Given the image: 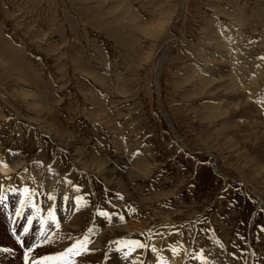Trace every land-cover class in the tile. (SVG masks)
I'll use <instances>...</instances> for the list:
<instances>
[{
  "label": "rangeland",
  "instance_id": "rangeland-1",
  "mask_svg": "<svg viewBox=\"0 0 264 264\" xmlns=\"http://www.w3.org/2000/svg\"><path fill=\"white\" fill-rule=\"evenodd\" d=\"M263 111L264 0H0V152L19 156L0 178V261L75 246L63 259L91 264L87 240L110 233L111 264H264ZM38 163L92 206L84 234L30 185Z\"/></svg>",
  "mask_w": 264,
  "mask_h": 264
},
{
  "label": "bare ground",
  "instance_id": "bare-ground-1",
  "mask_svg": "<svg viewBox=\"0 0 264 264\" xmlns=\"http://www.w3.org/2000/svg\"><path fill=\"white\" fill-rule=\"evenodd\" d=\"M234 52V51H232ZM236 62L234 61V64ZM237 65V64H236ZM236 67V66H235ZM242 71V70H241ZM245 76V75H244ZM159 77V74L158 76ZM246 78V77H245ZM158 79V78H157ZM157 79L155 81H157ZM233 81V80H232ZM157 83V82H155ZM241 84V83H240ZM244 84V83H243ZM242 84V85H243ZM222 89H224L225 91H227V95L228 98L231 99L232 94L234 93V88H230L228 87L226 84L222 83L220 85ZM236 90L238 88H235ZM224 91V92H225ZM236 94V91H235ZM233 95L234 97H232V99L230 100V103H228L227 108H223L226 110V112H228V114L230 113L229 116H239V115H244L241 117L247 116V113H249L251 110H253V106L250 105H246V101L241 100L242 104L238 105V103H236L237 101H239L240 99L237 98L236 95ZM250 96V95H249ZM248 98V97H247ZM252 98V97H251ZM253 100V98H252ZM39 107V105H38ZM260 107V106H259ZM219 108V107H218ZM40 109V108H39ZM42 110V109H41ZM40 110V111H41ZM264 112V111H263ZM262 112V113H263ZM250 114V113H249ZM264 114V113H263ZM227 116V115H226ZM251 117V116H248ZM234 119V118H233ZM256 119V118H255ZM256 121V120H254ZM253 122V121H252ZM262 122H264V120H262ZM249 123V122H248ZM260 123V122H259ZM249 126V125H248ZM246 125H244L243 127H248ZM256 126V125H255ZM52 129V128H51ZM56 129V128H55ZM247 129V128H246ZM256 130L253 131L250 134V137L255 141V145L257 146V148H259V152L256 153L257 158H261V162H264V132H260L259 129L254 128V127H249V130ZM58 130V129H57ZM55 131V130H54ZM55 135V134H54ZM241 136V135H240ZM59 137V136H58ZM60 140V139H58ZM119 140V139H118ZM65 142V141H64ZM248 142V141H247ZM120 145V143H119ZM249 146V145H248ZM75 148V147H74ZM256 148V149H257ZM78 150V149H77ZM77 150H72L74 153H76ZM127 150V149H126ZM79 151V150H78ZM81 151V149H80ZM260 154V155H258ZM77 156V155H76ZM75 156V157H76ZM79 156V155H78ZM81 156V155H80ZM83 159V157H82ZM263 159V160H262ZM257 160V159H256ZM19 161V156L16 153H12L9 156H4L2 155V153L0 152V178L5 179V177H13L14 175V170L19 169V164H16V162ZM78 161V160H77ZM260 163V161H259ZM39 167L34 168V171L31 173V177H30V185L31 183H35V181H39L41 184L44 185V187L48 190V191H53L55 189V192L52 193L53 195L51 197H54V199L48 197L45 198L44 201V206L49 207V210L51 211L52 209L56 208L55 210V214L56 216L60 219L61 222L64 223V227L63 228H67L68 230H71L72 232L74 231L75 234L77 233H81L84 234L86 231V228H88L89 223H90V217L91 215V211H93L92 206L90 207L89 205L84 204L83 202H79V203H72V205H70L68 202H66V197H64V195L68 192L70 193V187L72 186L71 184H64L60 183L59 177H58V173L54 172V170H48L45 169L43 163H38ZM101 164V163H100ZM135 164H138L135 162ZM36 165V164H35ZM91 165V164H90ZM99 167V166H98ZM110 168V167H109ZM89 169H91V166L89 167ZM108 169V168H107ZM93 170V169H92ZM96 170V169H95ZM111 170V169H110ZM106 171V170H105ZM57 173V174H56ZM97 173V172H96ZM109 173V172H108ZM111 174V173H110ZM120 174V173H119ZM107 175V174H106ZM115 176V175H114ZM125 177V176H124ZM127 177V176H126ZM109 179V178H108ZM129 179V178H128ZM24 180V179H23ZM29 181V180H28ZM127 181V180H126ZM118 182V181H117ZM120 182V181H119ZM67 183V182H65ZM123 183V182H122ZM32 186V185H31ZM42 187V186H41ZM129 187V186H128ZM124 188V187H123ZM35 190V189H34ZM45 192V191H44ZM64 192V193H63ZM37 193V192H35ZM63 193V194H61ZM76 192L72 193V195H75ZM82 197H84L82 195ZM75 198V197H74ZM72 201V200H71ZM79 201V200H78ZM86 201V200H85ZM67 204V205H65ZM54 205V206H53ZM81 205V207L79 206ZM80 210L81 213H79ZM48 210V211H49ZM47 211V212H48ZM114 228H112V230L118 231V232H124L126 233L127 228L122 227V225H120L122 223L121 218L118 219H114ZM101 223V222H99ZM104 227V224H103ZM109 230V229H108ZM109 232V231H108ZM107 232V233H108ZM113 232V231H112ZM104 233V232H103ZM67 234V233H66ZM69 234V232H68ZM73 235V233H71ZM112 234V233H111ZM110 235V233H109ZM108 235V236H109ZM67 236V235H66ZM70 236V235H69ZM74 236V235H73ZM77 236V235H76ZM108 236L106 235H100L99 237H93V238H89V240H87V243L89 245V249H91V251L93 250L91 256H92V262L91 264H111V258L113 259V252L110 251L108 245H107V241H108ZM79 237V236H77ZM108 237V238H107ZM128 238V237H127ZM73 241V240H72ZM24 247L26 248V245H24ZM88 249V251H89ZM57 251V249H56ZM91 251H89L91 253ZM95 251H98L96 256H95ZM88 254V253H87ZM86 255V254H85ZM144 255V253H143ZM87 256V255H86ZM166 259L168 261L169 264H182L183 262V255L182 253H178L177 251H169L168 253L165 254ZM90 258V257H89ZM137 259V258H136ZM146 259V258H145ZM84 260V259H83ZM147 260V259H146ZM141 262V260H139ZM17 261H14V264ZM113 262V261H112ZM149 262V261H148ZM85 263V261H84ZM6 264V263H4ZM8 264V263H7ZM116 264V263H115ZM185 264H187V262H185Z\"/></svg>",
  "mask_w": 264,
  "mask_h": 264
},
{
  "label": "snow or ice",
  "instance_id": "snow-or-ice-1",
  "mask_svg": "<svg viewBox=\"0 0 264 264\" xmlns=\"http://www.w3.org/2000/svg\"><path fill=\"white\" fill-rule=\"evenodd\" d=\"M24 191L27 193V192H29V189L25 188ZM50 198L54 199V197H50ZM33 206L35 207V205H33ZM49 214L52 215L51 212ZM104 214L105 213H101V215H104ZM18 215H19V213H18ZM31 222H32L31 218H29L28 223L31 224ZM58 227H59V223L57 222V228ZM24 231L27 232L28 229L25 228ZM16 239H17V242L23 247L24 246V240L20 236H17ZM33 247H35V245H32L31 247H27L25 249V252H24L25 264H28V261H29L28 253L30 251H32ZM81 247L83 249V253H87L88 249L86 248V246L82 245ZM74 248H75V246L72 248H68L65 252H61L55 256H45L39 261H33L32 264H74V261H72L71 259H68V260L63 259L64 257L68 256L70 253H73ZM2 250L3 251H10V249H2ZM81 254H82V252L80 250L75 251V255L79 256ZM200 259L204 260L203 255H201Z\"/></svg>",
  "mask_w": 264,
  "mask_h": 264
}]
</instances>
